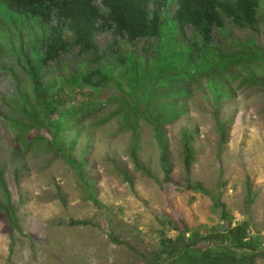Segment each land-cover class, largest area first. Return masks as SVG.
Masks as SVG:
<instances>
[{"label": "rangeland", "instance_id": "1", "mask_svg": "<svg viewBox=\"0 0 264 264\" xmlns=\"http://www.w3.org/2000/svg\"><path fill=\"white\" fill-rule=\"evenodd\" d=\"M111 38L110 31H104L96 42L104 47ZM250 40L264 49V0L256 29L228 22L218 35L221 46L233 44V49ZM14 43V37L0 33V264H150L161 241L168 242L183 230L186 236H203L242 224L247 239L255 241L253 264H264V68H251L260 81L238 85L239 75L229 80L231 95L220 100L217 112L208 86L193 83L191 95L183 101L185 112L164 127L170 182L163 181L159 147L143 119L135 128L137 164L143 169L135 167L133 131L111 115L118 101L105 100L119 93L110 83L100 90L104 104L93 113L78 115L82 132L72 157L84 159L86 183L77 168L48 144V131L29 128L24 136L34 138L31 143L18 140L21 128L12 120L30 122L22 95L31 87L27 65ZM65 56L59 57L60 66L48 63L51 68L43 80L75 70L70 53ZM74 93L67 97L69 103L77 101ZM101 118L107 119L98 123ZM219 122L225 124L223 135ZM184 129L195 131L189 171L183 163ZM72 134L73 130L67 142ZM187 182L200 183L207 192L191 189ZM218 201L225 204L230 222L221 217ZM10 215L16 218L14 224ZM215 243L200 240L198 247ZM248 251L238 249L236 254Z\"/></svg>", "mask_w": 264, "mask_h": 264}, {"label": "trees", "instance_id": "2", "mask_svg": "<svg viewBox=\"0 0 264 264\" xmlns=\"http://www.w3.org/2000/svg\"><path fill=\"white\" fill-rule=\"evenodd\" d=\"M261 4L262 0H0V33L14 37L17 46L14 43L13 49L26 63L30 78L31 90L22 95L30 122L12 120L21 128L18 140L31 143L34 138L24 136L29 128L48 131V144L88 183L84 159L72 157L82 132L78 115L100 108L104 104L100 90L113 83L119 93L105 100L118 101L111 115L133 131L135 167L141 168L137 164L135 128L143 119L159 147L163 181L170 182L172 164L164 127L185 112L183 101L191 95L193 83L202 81L208 86L217 112L220 100L231 95L229 80L239 75L238 85H243L262 79L251 68H264V49L253 40L239 43L237 49L233 44L232 48L221 46L218 41L228 22L256 29ZM104 31H110L112 38L101 47L96 37ZM69 53L75 70L43 80L51 68L48 63L60 66L59 57ZM235 69L246 74L240 75ZM74 90L77 101L69 103L66 99ZM218 131L224 134L223 122L218 123ZM194 132L181 131L186 171L194 161ZM81 149L85 152L88 146ZM187 187L207 192L200 183L193 186L187 182ZM247 192L252 194L250 185ZM216 205L221 208V217L230 222L225 204L218 201ZM10 216L14 224L16 218ZM186 232L161 241L150 264H253L255 241L247 239L243 224L228 227L225 233L186 236ZM200 240L217 243L202 249L198 247ZM238 249L249 251L237 255Z\"/></svg>", "mask_w": 264, "mask_h": 264}]
</instances>
